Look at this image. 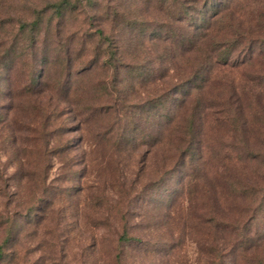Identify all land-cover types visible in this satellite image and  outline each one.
<instances>
[{
	"label": "rangeland",
	"instance_id": "rangeland-1",
	"mask_svg": "<svg viewBox=\"0 0 264 264\" xmlns=\"http://www.w3.org/2000/svg\"><path fill=\"white\" fill-rule=\"evenodd\" d=\"M179 1L0 0V55L14 48L12 62L7 63L10 66L14 60L13 69L0 66V212L16 213L23 223L0 264H264V207L251 211L253 204L241 216L242 205L248 203L241 198L218 199L214 194L224 170L241 171L253 183L252 168L241 170L228 158L207 156L205 187L210 197L202 198L201 183L192 199L184 188L183 194L171 195L169 200L168 190L181 187L176 172L158 191H152L151 183L174 167L179 145L174 134L167 135L156 148L145 145L114 153L96 144L94 121L87 124L80 142L75 131L80 117L75 122L70 118V110L77 105L146 101L192 72L193 62L187 66L178 48L171 59L164 42L166 27L180 25L170 21L171 15L180 11ZM231 8L249 11L245 16L249 20L252 9L264 10V0H234ZM31 54L37 56L36 63L30 62ZM34 65L41 75L40 86L50 91L51 102H61L65 113L60 117H67L65 123L70 126L66 134L70 152L63 160L58 156L48 160L43 183L31 177L36 167L27 164L23 152L30 116L25 107L27 97L21 96L19 89ZM249 74L246 68L210 74L202 99L211 106L201 119V138L208 151L238 144L239 138L249 149L264 151V90L252 89L246 82ZM44 99V95L39 98ZM230 109L247 112L246 126L237 137L229 131L226 110ZM184 110L177 112L180 126L188 115ZM68 158L73 159L70 165L64 164ZM99 191L109 206L121 199L122 209L128 210V230L147 238L149 245L123 247L116 258L114 239L121 231L118 216L107 215L104 205L99 211L84 207L87 198ZM160 192H165L169 206L154 210L153 201L160 199ZM253 213L256 216L248 233L253 239L244 244L243 252L238 245L241 238L233 241L231 234L214 228L212 221L201 223L196 218L235 221L241 216L245 221ZM239 232L243 234L242 229ZM2 239L0 229V243Z\"/></svg>",
	"mask_w": 264,
	"mask_h": 264
},
{
	"label": "trees",
	"instance_id": "trees-1",
	"mask_svg": "<svg viewBox=\"0 0 264 264\" xmlns=\"http://www.w3.org/2000/svg\"><path fill=\"white\" fill-rule=\"evenodd\" d=\"M233 1L180 0V11L176 10L175 15L171 13V23L179 22L180 25L171 24L166 27L167 37L164 42H167L171 53L169 56L171 59L175 58L176 48H178L179 55L186 58L187 66H190V61L194 65L192 72L180 83L173 84L157 96L134 105L120 104L117 106L113 102L110 103L111 105L104 103L77 105L70 110L72 114L70 118L75 122L76 118L80 117L75 127V131L79 132L80 142L84 140L83 135L87 132V124L94 121L97 124L96 144L111 149L114 153H119V150L137 149L145 145H148L149 148H156L167 135L174 134L175 138L179 140L174 167L159 174V179H155L151 183L152 191H158L163 183L170 178V175L176 172L179 176L177 183H180L181 187L180 190L173 188L172 192L168 190L166 195L169 196V200L171 195L183 194L184 188H187V197L192 199L201 183H204L202 198L210 197L209 188L205 187L206 181L209 179L205 174L207 156L214 159L218 156V158H228L234 167H240L241 170L252 168L250 174L254 180L253 183L247 181L241 171L233 172V168L230 171L224 170L223 177H220L214 186V194H217L218 199L241 198L245 203H248L247 206L243 204L242 210H240L239 215L243 216L250 210L249 206L253 204L255 205L251 211L257 212L264 207V151L249 149L240 138L237 140L238 144L227 147H211V150L208 151L203 146L201 138V119L207 115L210 105L204 103L202 95L209 82L210 74L214 70L246 68L250 73L246 82L251 84L252 89L264 90V10L252 9L249 20H246L245 16L249 11L242 13L241 10H234L231 8ZM33 24L35 26L36 22ZM156 36L159 37V35ZM13 49L11 46L4 50V54L0 55V66L5 70L13 69L14 60L10 66H7L8 60L12 62L13 58L10 52ZM31 55L30 62L36 63L37 56ZM190 57H194V59L191 60ZM106 62L111 61L106 59ZM35 68V65L32 66V70L25 75V81L19 89V94L27 97L29 104L25 107L30 116L26 123L28 133L23 137L25 142L23 152L27 164L36 167L31 172V174L33 173L31 177L35 182L43 183L46 179L48 160L52 156L62 157L61 160H63V157H66L70 152L71 143L66 137V134L70 132V126L65 123L67 117L62 119L60 117L65 113L61 102H51L50 91L40 86L38 79L41 75ZM119 68L121 69V67ZM8 91H10L9 88L5 93L7 94ZM1 94L3 95V93ZM60 94L62 93H59V96ZM43 95L47 100H39ZM190 100L192 101L190 102L191 106L187 104ZM179 109H185L184 112L188 111L182 126L177 121ZM226 113L231 128L229 131L237 134L235 137L240 136L247 123V112L242 109H230V111L226 110ZM64 160V164L70 165L73 159ZM120 188L117 190L119 194H121ZM97 193L87 198L88 202L84 207L92 210L96 208L99 211L101 205H104V212L107 210L109 212L107 215L118 216L115 218H119L121 221V231L114 239L116 258H119V252L123 247L149 245L150 242L147 238L134 235L128 230V210L122 209L121 199L117 205L109 206L104 193L101 191ZM164 193L160 192V199L153 201L156 205L154 210H160L170 202L165 198ZM129 203V201L126 202V205L128 206ZM160 205L163 206L159 207ZM241 216L237 217L235 221L227 220L224 217H218L217 220L213 218L206 220L201 215L196 218L201 223L212 221L214 228L221 227L222 232L231 234L233 241H236L238 237L241 238L237 244L241 245V252H243L246 250L244 244L253 239L248 237V233L252 232L251 222L256 214L253 213L250 219L245 221ZM107 219L108 217H105L104 224L109 223ZM22 226L23 223L16 213L3 215L0 212V229L3 231L0 259L4 258L6 250L11 248L12 243L17 239ZM241 229L243 234L239 232ZM166 244L165 242L164 245L166 246Z\"/></svg>",
	"mask_w": 264,
	"mask_h": 264
}]
</instances>
